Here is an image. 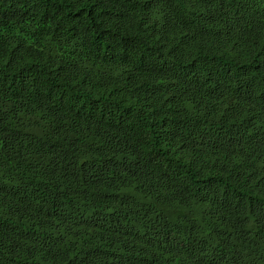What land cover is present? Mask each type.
Listing matches in <instances>:
<instances>
[{
	"label": "trees",
	"instance_id": "obj_1",
	"mask_svg": "<svg viewBox=\"0 0 264 264\" xmlns=\"http://www.w3.org/2000/svg\"><path fill=\"white\" fill-rule=\"evenodd\" d=\"M0 264H264V0H0Z\"/></svg>",
	"mask_w": 264,
	"mask_h": 264
}]
</instances>
